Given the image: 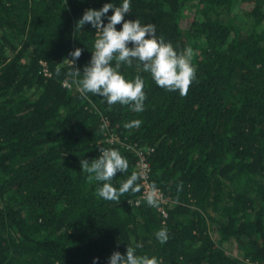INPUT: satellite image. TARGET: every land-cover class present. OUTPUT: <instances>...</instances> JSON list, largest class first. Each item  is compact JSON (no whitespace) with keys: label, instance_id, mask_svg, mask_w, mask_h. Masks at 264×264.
<instances>
[{"label":"trees","instance_id":"16d2710c","mask_svg":"<svg viewBox=\"0 0 264 264\" xmlns=\"http://www.w3.org/2000/svg\"><path fill=\"white\" fill-rule=\"evenodd\" d=\"M105 3L122 0H0V264H107L127 245L161 264H264V0H130L125 19L153 23L157 37L196 53L183 97L135 61L122 65L126 78L144 80L142 112L82 97L63 64L77 47L76 66L90 61L96 30L75 25ZM135 119L139 128L123 127ZM125 138L152 148L164 209L141 191L103 200L81 171V159L118 149L129 164L118 188L138 172Z\"/></svg>","mask_w":264,"mask_h":264},{"label":"clouds","instance_id":"9594fccd","mask_svg":"<svg viewBox=\"0 0 264 264\" xmlns=\"http://www.w3.org/2000/svg\"><path fill=\"white\" fill-rule=\"evenodd\" d=\"M111 15H108L109 11ZM131 12L130 0H122L117 6L105 3L100 9L88 8L76 22V29H83L85 24H91L95 31V41L91 50L90 61L83 70L76 66V61L82 54L77 47L70 51L62 61L69 71L67 75L73 78L77 91L84 98L91 93L102 97L109 106L114 104L128 105L136 112L144 110L146 93L144 80L137 74L128 79L121 72L122 65L129 68L136 62L137 68L150 73L156 85L169 92H178L186 96L190 85L196 80V68L192 63L196 53L189 46L182 50L174 48L171 42L163 36H156L153 23L141 24L138 19H125ZM107 16V23L103 17ZM117 25H122L117 29ZM142 121L135 119L125 122V129L139 128ZM106 125L101 126L104 131ZM81 171L87 173L91 183L97 182L96 195L106 201L119 203L121 196L127 193L136 194L143 187L138 181L143 179L139 172H132L126 179L120 181L119 187L112 184L117 173L128 171V160L118 149L100 148L98 157L80 160ZM182 183L178 191L182 190ZM143 200L153 208H159L161 199L155 184L144 193ZM139 203V201L137 202ZM157 240L163 244L169 239L166 228L156 233ZM94 258L93 264H96ZM107 264H161L155 256L137 255L134 247L127 245L126 254L113 251Z\"/></svg>","mask_w":264,"mask_h":264},{"label":"built area","instance_id":"2783aa9c","mask_svg":"<svg viewBox=\"0 0 264 264\" xmlns=\"http://www.w3.org/2000/svg\"><path fill=\"white\" fill-rule=\"evenodd\" d=\"M43 64V70L45 71V73H49L48 70V66H47V62L45 60L42 61ZM106 124H108V120L105 121ZM117 138V134L113 131H111L108 135V140L110 141H114ZM122 143L125 144L126 146H128L130 149H133L137 155V160H136V166H137V170L139 173L142 174L143 179L140 180V184L143 185V187L141 188V197L144 196V193L147 189L150 188L152 184L151 181V162L148 158V153L150 151V149H152L151 147H142L140 145H138L136 142H132L130 140H128L127 138H125L124 140H122ZM158 189V193L160 195V199L161 202H167V197L164 194L163 190L161 189V187L156 186ZM138 201H140V198H138L135 203H137ZM160 208L164 209L162 206H160Z\"/></svg>","mask_w":264,"mask_h":264},{"label":"rangeland","instance_id":"374dc122","mask_svg":"<svg viewBox=\"0 0 264 264\" xmlns=\"http://www.w3.org/2000/svg\"><path fill=\"white\" fill-rule=\"evenodd\" d=\"M184 11H185V14H187L189 11V7L184 8ZM188 23H189V20H185V24L188 25Z\"/></svg>","mask_w":264,"mask_h":264}]
</instances>
